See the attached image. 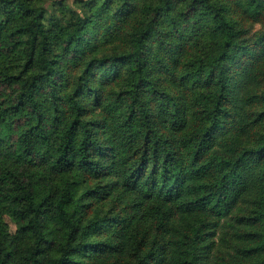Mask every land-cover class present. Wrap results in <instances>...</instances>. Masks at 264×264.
<instances>
[{"label":"trees","instance_id":"obj_1","mask_svg":"<svg viewBox=\"0 0 264 264\" xmlns=\"http://www.w3.org/2000/svg\"><path fill=\"white\" fill-rule=\"evenodd\" d=\"M0 264H264V0H0Z\"/></svg>","mask_w":264,"mask_h":264},{"label":"rangeland","instance_id":"obj_2","mask_svg":"<svg viewBox=\"0 0 264 264\" xmlns=\"http://www.w3.org/2000/svg\"><path fill=\"white\" fill-rule=\"evenodd\" d=\"M69 4H72V6H75V0H66Z\"/></svg>","mask_w":264,"mask_h":264}]
</instances>
